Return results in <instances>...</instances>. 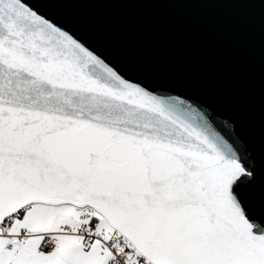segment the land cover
I'll return each instance as SVG.
<instances>
[{
	"label": "snow or ice",
	"instance_id": "snow-or-ice-1",
	"mask_svg": "<svg viewBox=\"0 0 264 264\" xmlns=\"http://www.w3.org/2000/svg\"><path fill=\"white\" fill-rule=\"evenodd\" d=\"M258 15L260 135L50 10ZM0 264H264V0H0Z\"/></svg>",
	"mask_w": 264,
	"mask_h": 264
},
{
	"label": "water",
	"instance_id": "water-1",
	"mask_svg": "<svg viewBox=\"0 0 264 264\" xmlns=\"http://www.w3.org/2000/svg\"><path fill=\"white\" fill-rule=\"evenodd\" d=\"M50 11L122 66L146 75L150 83L184 89L236 116L258 144V15L235 9L158 10L87 3L63 4Z\"/></svg>",
	"mask_w": 264,
	"mask_h": 264
}]
</instances>
